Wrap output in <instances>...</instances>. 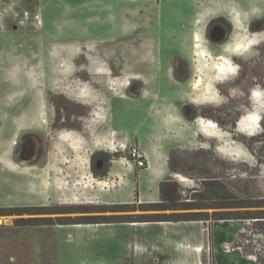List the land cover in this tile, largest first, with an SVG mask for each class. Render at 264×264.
<instances>
[{
  "label": "rangeland",
  "instance_id": "rangeland-1",
  "mask_svg": "<svg viewBox=\"0 0 264 264\" xmlns=\"http://www.w3.org/2000/svg\"><path fill=\"white\" fill-rule=\"evenodd\" d=\"M107 1L117 5L118 12L110 25L95 21L99 9L94 7L93 23L86 29L84 23L75 28L66 23L60 29L59 18L48 19L43 12L41 31L26 29L32 27L29 24L12 33H0V264H49V230L58 222L82 217L107 220L176 213L208 215L205 224L199 221L206 234L203 264L214 262L209 239L212 225L229 221L212 220L214 215L253 214L254 219L230 220L229 225L236 227L237 233L230 247L224 249L238 248L244 257L262 264L259 261L264 262V96L259 93L261 97L256 95L253 99L257 111L263 110V118L254 111L245 117L252 121L251 125L241 119L235 141L227 135L233 133V120L215 114L196 120V128L201 127L205 134L193 140L185 139L187 132L184 124L183 128L179 126L181 123L176 132L167 128L159 138L155 137L153 127L163 129L166 124H160L159 119L156 122L155 116H172L189 97L196 107H213L220 101L215 94L204 93L201 87L189 88L188 84L178 83L183 79L171 78L174 59H187L196 74L191 80L201 77L206 79L202 81L205 85L208 78H213L214 65L217 76L232 74L228 59L233 50L245 52L241 55L245 58L259 57L255 49H264V27L253 29V33L247 31L239 38L232 36L217 47L201 35L194 40L190 33L184 34L195 16V0ZM133 21L136 32L124 34L128 22ZM193 48L198 55H192ZM214 56L225 61L217 63ZM22 98L38 104L24 125L46 134L50 147L44 171L28 170L24 168L28 164L10 161L8 111L11 105L20 104ZM167 102L175 108L165 107ZM22 123L19 118L17 125ZM52 128L56 130L52 132ZM155 143L169 149L171 176L163 180L170 178L178 185L176 204L185 205V209L149 208L137 203L122 208L117 205L123 203H105L127 197L135 189L139 170L145 168L135 166V174H126L128 184L107 188L102 182L97 184L105 181L106 176L96 177L93 172V153H108L113 160L108 164L113 179L126 173L124 163L134 150L140 152L142 147ZM22 181L31 183L21 187ZM217 184L223 188L219 189ZM129 224L121 236L145 248L170 239L195 241L198 229L196 221ZM106 251L112 254L107 245ZM164 251L166 254L155 253L158 262L183 261L176 249ZM99 254L107 256L101 251ZM127 262L123 264H132L133 260Z\"/></svg>",
  "mask_w": 264,
  "mask_h": 264
},
{
  "label": "crops",
  "instance_id": "crops-1",
  "mask_svg": "<svg viewBox=\"0 0 264 264\" xmlns=\"http://www.w3.org/2000/svg\"><path fill=\"white\" fill-rule=\"evenodd\" d=\"M139 1L136 0V2ZM94 7L99 9V15L95 17V21L101 24H113L114 18L118 17L117 5L107 0H0V33H12L21 27L29 26V24L32 27L29 26L26 29L41 31L43 29L40 30L43 25V12L47 13L48 19L59 18L60 25L58 26L60 29L61 25L66 23L70 25V28H75L78 23H84L86 29L88 24L93 23L91 10ZM192 7L195 9V16L192 19L189 31L184 34L190 33V37L194 40L197 35H201L206 40L204 34L208 24L215 18L225 19L231 25L232 36H235V38H239L243 33H246L253 21L264 19V0H195ZM87 11H90L89 15H87ZM52 22L56 23L55 20ZM128 25L123 33L130 36L136 32L137 25L134 21L128 22ZM85 33L87 34L86 30ZM115 34L113 33V35ZM191 50L193 51L191 52L192 55H198L194 52V48ZM25 69H28V67ZM11 70L14 69L11 68ZM170 76L173 77L171 71ZM196 79L191 80L190 78L188 80L189 84L193 86ZM200 80L204 81L206 79L200 77ZM165 107L171 109L175 108V105L167 102ZM158 119L160 124H166L161 130L156 129L154 125V135L158 138L163 136L167 128H170L169 131L175 130L176 132L179 126L183 128V124L186 129L185 132H187L186 140H193L199 135L204 136L205 134L201 127L196 128V121L189 122L182 115L179 108L177 113L167 118L156 115L154 120L158 121ZM162 120H165L166 123ZM179 123L181 124L179 125ZM140 152L148 159V167L139 170L140 172L136 175L137 184L135 186L136 190H134L137 191V200L144 203L156 202L159 196L158 185L160 181L171 176L168 162L169 149H166L162 144L156 145L155 143L151 146L142 147ZM117 163L119 164L120 161H117ZM124 168L126 169L125 174H119L112 179L110 178V167L105 181H97V184L102 182V186L107 188L128 184L126 174H135V164L129 160L124 163ZM134 190L120 201L105 203H132L135 200ZM225 222L223 224H213L210 231L209 239L211 241L213 264H257L252 258L244 257L238 248H230L227 251L224 249L230 247L237 233V228L229 225L230 220ZM196 223L198 229L195 241L185 242L181 241V238L170 239L161 241V244L154 242L150 245V248H145L138 242L131 243L128 238L125 240L121 236V232L131 226L129 223L57 224L50 226L51 229L49 230V232L51 231L49 264H123L129 260H133L132 264H203L202 254L206 243L205 227L199 221H196ZM106 245L107 250L108 248L111 249V255L106 251ZM163 249H176L182 255L183 261L166 259L158 262L155 253L162 254L163 252L166 254ZM100 251L107 253V256L100 255Z\"/></svg>",
  "mask_w": 264,
  "mask_h": 264
},
{
  "label": "flooded vegetation",
  "instance_id": "flooded-vegetation-1",
  "mask_svg": "<svg viewBox=\"0 0 264 264\" xmlns=\"http://www.w3.org/2000/svg\"><path fill=\"white\" fill-rule=\"evenodd\" d=\"M221 27L226 31L225 37L220 43H215L213 40L218 37V29H220ZM263 27L264 25H260L252 28L251 25H249L248 32L253 33L256 32L253 31V29ZM204 35L205 38H207L206 41L208 42V44L221 47L226 44L227 41L232 37V27L225 19L215 18L209 22ZM236 50L237 49L232 51L233 55L228 59L232 65L231 68L233 67L232 74L224 75L223 77L217 76V66L214 65L212 67L213 78H208L207 80L209 82L207 81V84L205 85L200 80V78H197L193 82V86L189 84L188 80L192 76H196V74L192 73V66L187 59H184L182 57L174 59V66L171 67L170 70L171 74L175 78L183 79L178 82L179 84H188L189 88L201 87L200 89H203L205 91L204 93L215 94L218 101L220 100L217 105L213 106L214 108L196 107L190 102L194 99L189 97V101L183 104L180 109L182 115L187 120H190L192 122H195L199 117H209L212 114H215V116H218L222 119L228 118L233 120V124H230V126H233L231 127V131L233 133L227 134L232 137V141H235L233 137L238 136L239 123L241 119H244L254 111L258 113L260 118H263V116L261 115L263 113V110L260 109L259 111H257L258 107L254 105L255 100H253V96L254 94L258 95L259 98L261 97V95L264 96V49H255L259 56L255 59L252 56H250L249 58L242 57L241 55H243L245 52L243 53L242 51ZM214 58L217 63L221 62L218 60L225 59L221 56H214ZM259 93H261V95ZM188 94L192 95L193 93L189 91ZM23 99L24 98L20 100V104L16 106L11 105L8 111L9 120L7 124V133L8 139L12 142L9 150L10 161L14 162L16 160L22 164H28L26 167H24L28 170L37 169L40 171H44L48 166L50 145L44 132H42L41 130H34L32 128L29 129V126L27 128L25 127L24 124L27 123V121L25 120H27L28 115L33 112L34 106L35 108H38V104L36 106L33 105L30 101H23ZM202 99L204 100V98ZM19 118L23 119V123L18 126L17 122ZM208 122L213 123L210 120H208ZM220 129L222 130L223 128L220 127ZM55 130L56 128L51 129L52 132H54ZM14 138L16 139V141H13ZM93 154H96L92 165V169L95 172L96 177H105L109 170L108 164L112 159L109 157L107 152L102 153V151H97ZM28 174L32 175V173ZM30 183V181H22V183H20V186L25 187L27 185H30Z\"/></svg>",
  "mask_w": 264,
  "mask_h": 264
},
{
  "label": "trees",
  "instance_id": "trees-1",
  "mask_svg": "<svg viewBox=\"0 0 264 264\" xmlns=\"http://www.w3.org/2000/svg\"><path fill=\"white\" fill-rule=\"evenodd\" d=\"M252 28L256 26L264 25V19L255 20L251 24ZM93 170V169H92ZM94 172V171H93ZM105 176V174H104ZM219 189L223 188L220 184H217ZM159 198L160 201L158 202H138L137 200V191H135V201L132 203H123L117 206H121L122 208H129L130 206H134L136 203L143 207L155 208V207H165L166 209H176L180 207L183 208L182 204H176L179 200L176 198V193L178 190V185L172 181L170 178L167 180L160 181L159 185ZM218 189V188H217ZM264 203V202H261ZM259 204V203H258ZM256 204L255 206L258 207L259 205ZM208 215L200 214V213H176L170 215H151V216H140V217H130V216H120V217H113V218H97V217H82L79 219L71 220L70 222H58L56 224L66 225V224H105V223H131V222H187V221H201L205 224L208 221ZM253 214L246 213H234V214H216L212 218V220H248L254 219ZM260 263L264 264V262L259 261Z\"/></svg>",
  "mask_w": 264,
  "mask_h": 264
},
{
  "label": "built area",
  "instance_id": "built-area-1",
  "mask_svg": "<svg viewBox=\"0 0 264 264\" xmlns=\"http://www.w3.org/2000/svg\"><path fill=\"white\" fill-rule=\"evenodd\" d=\"M130 160H132L138 168H146V165H148L147 158L142 153L135 150L130 154ZM126 162H128V160H126Z\"/></svg>",
  "mask_w": 264,
  "mask_h": 264
},
{
  "label": "water",
  "instance_id": "water-1",
  "mask_svg": "<svg viewBox=\"0 0 264 264\" xmlns=\"http://www.w3.org/2000/svg\"><path fill=\"white\" fill-rule=\"evenodd\" d=\"M226 31H225V29L224 28H220V29H218V37L216 38V39H214L213 41L215 42V43H220L223 39H224V37H225V33ZM207 39V38H206Z\"/></svg>",
  "mask_w": 264,
  "mask_h": 264
},
{
  "label": "bare ground",
  "instance_id": "bare-ground-1",
  "mask_svg": "<svg viewBox=\"0 0 264 264\" xmlns=\"http://www.w3.org/2000/svg\"><path fill=\"white\" fill-rule=\"evenodd\" d=\"M253 98H256V94H254ZM243 121H248V124H249V125L252 124V123H251L252 121H251L250 119H247V118L245 119V118H244Z\"/></svg>",
  "mask_w": 264,
  "mask_h": 264
}]
</instances>
